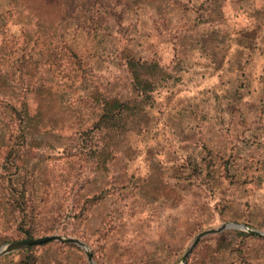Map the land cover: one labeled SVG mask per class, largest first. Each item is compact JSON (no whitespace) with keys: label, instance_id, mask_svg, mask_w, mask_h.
I'll use <instances>...</instances> for the list:
<instances>
[{"label":"rangeland","instance_id":"1","mask_svg":"<svg viewBox=\"0 0 264 264\" xmlns=\"http://www.w3.org/2000/svg\"><path fill=\"white\" fill-rule=\"evenodd\" d=\"M46 1L0 0V100L35 115L0 104V247L179 264L201 232H264V0ZM0 264L89 263L49 242ZM185 264H264V238L226 229Z\"/></svg>","mask_w":264,"mask_h":264},{"label":"trees","instance_id":"2","mask_svg":"<svg viewBox=\"0 0 264 264\" xmlns=\"http://www.w3.org/2000/svg\"><path fill=\"white\" fill-rule=\"evenodd\" d=\"M55 1L56 0H47L46 3L50 6ZM68 5L69 3L67 2L65 5L66 10L70 7H68ZM142 91V93L145 92L144 88L142 89ZM0 104L4 105L3 109L10 113V116L8 118L9 123L6 124L9 125L10 128L17 127L19 129H28V127L32 126L33 121L35 120V115L30 114L28 105L25 102L15 104L3 98L2 100H0ZM127 106L128 103H120L118 100H113L109 103H105L102 107V116L100 117V123L104 125V128H109L111 125L121 122L124 118V111L128 110ZM17 201L18 200H15L14 204L19 205L20 203ZM21 216L22 218L19 221L18 225L23 229V227L27 225L26 223L29 215L28 213L24 212ZM23 233H25L26 236L31 237L30 230L26 229Z\"/></svg>","mask_w":264,"mask_h":264},{"label":"water","instance_id":"3","mask_svg":"<svg viewBox=\"0 0 264 264\" xmlns=\"http://www.w3.org/2000/svg\"><path fill=\"white\" fill-rule=\"evenodd\" d=\"M226 229H234V230H241L248 232L250 235H253L255 237L259 238H264V232L253 230L245 226L244 224L241 223H226L221 225L218 228L207 230L204 232L199 233L193 240L192 244L190 247L187 249V251L184 253L183 257L181 258V261L179 264H185L189 255L191 254L192 250L195 248L197 243L204 237L212 235V234H218L221 233L222 231ZM49 242H59V243H66V244H71V245H76L80 248H82L85 251V254L87 256V260L89 264H95L91 252L89 251L88 247L81 242L78 239H73V238H64L58 235H52V236H45V237H39V238H32V239H27V240H21L17 242H13L7 245H4L0 247V257L3 255H6L8 253L22 250L31 246H37V245H42L46 244Z\"/></svg>","mask_w":264,"mask_h":264}]
</instances>
